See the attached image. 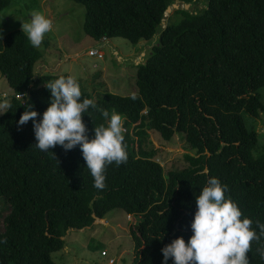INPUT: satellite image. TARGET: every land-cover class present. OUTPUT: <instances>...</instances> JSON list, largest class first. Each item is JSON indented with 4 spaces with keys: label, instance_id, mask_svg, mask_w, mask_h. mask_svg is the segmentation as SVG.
I'll use <instances>...</instances> for the list:
<instances>
[{
    "label": "trees",
    "instance_id": "obj_1",
    "mask_svg": "<svg viewBox=\"0 0 264 264\" xmlns=\"http://www.w3.org/2000/svg\"><path fill=\"white\" fill-rule=\"evenodd\" d=\"M14 1L0 0V10ZM75 1L85 7L83 29L96 41L123 37L137 44L156 38L137 64L135 101L133 93L90 94L80 86L82 98L122 115L128 160L107 167L106 187L99 190L79 145L68 151L60 145L47 152L37 149L33 121L19 126L20 116L31 104L42 119L51 100L45 83L70 74L36 75L42 52L22 29L0 36V73L14 90L11 107L0 115V202L9 205L1 221L0 264H57L52 254L66 246L68 235L92 229L119 209L141 216L130 226L132 264H164L161 249L193 235L196 195L212 176L229 186L226 196L259 232L264 153L253 154L260 133L246 119L249 123L264 111L259 93L264 87V0H206L197 12L185 11L183 3L167 16L176 0ZM178 10L183 18L171 22ZM20 93L26 97L19 98ZM90 112L93 118L87 112L82 118L91 139L95 124L107 121ZM148 129L167 141L184 134L194 152L185 153L188 165L165 173L155 158L158 151L144 146ZM204 169L207 176L201 174ZM259 246L254 241L247 253L250 264H264ZM167 264H174L173 258Z\"/></svg>",
    "mask_w": 264,
    "mask_h": 264
},
{
    "label": "rangeland",
    "instance_id": "obj_2",
    "mask_svg": "<svg viewBox=\"0 0 264 264\" xmlns=\"http://www.w3.org/2000/svg\"><path fill=\"white\" fill-rule=\"evenodd\" d=\"M176 2L181 8H184L183 3L187 4L185 11L197 12L203 9L207 1L176 0ZM33 10L45 14L53 22V31L46 34L38 48L42 52V57L35 63L36 75L70 74L90 94L94 91H110L119 95H130L138 90L137 64L151 52L150 49L156 41L155 36L152 40H141L137 44L123 37L96 41L85 33L83 29L85 7L75 0H15L7 9L0 10L2 36L16 28L22 29V20L28 21ZM168 14L166 13V16ZM181 18L183 13L178 10L169 20L177 22ZM90 49L100 50L103 54L102 59L96 55L90 56ZM259 93L264 102V87ZM12 94L13 89L0 73V104L8 102ZM2 113L0 112V115ZM248 120L249 123L246 119L247 126L260 133V145L253 150L255 157H258L264 153L262 150L264 111L260 113V117H250ZM148 132L144 146L158 151L155 158L162 164L165 173L172 169H183L188 165L185 153L194 152L190 150L184 134L176 133L167 141L156 130L148 129ZM8 211L9 205L1 201L0 231L2 218ZM138 219V216H127L119 209L108 215L105 222L95 225L92 229L68 235L66 246L55 251L52 254L53 259L57 264H132L134 253L129 225L131 220L137 222ZM92 245L95 249H92Z\"/></svg>",
    "mask_w": 264,
    "mask_h": 264
},
{
    "label": "clouds",
    "instance_id": "obj_3",
    "mask_svg": "<svg viewBox=\"0 0 264 264\" xmlns=\"http://www.w3.org/2000/svg\"><path fill=\"white\" fill-rule=\"evenodd\" d=\"M52 31L53 22L39 11L33 10L28 21L22 20V33L26 34L35 48H39L46 34ZM96 57L102 59L103 56ZM45 86L51 92V100L42 119L38 118L39 113L29 104L20 116L19 126L33 121L37 141L34 145L43 152L57 145L62 146L65 151L79 145L86 168L94 180L93 186L103 190L106 187L107 167L113 163L118 167L128 160L122 115L115 110L110 114L94 100L82 98L81 87L72 75L67 77L61 75L54 81L45 83ZM2 95L7 97L5 94ZM18 97L23 99L26 94L20 93ZM130 98L135 101L138 97L133 93ZM26 103L27 100H24L23 104ZM10 107L11 104L8 102L0 104V109ZM90 109L99 112L107 121L106 125L95 124V136L91 139L82 118L86 112L92 116ZM201 174L207 176L208 169H204ZM228 190L229 186L222 183L219 178L212 176L207 179L205 186L196 195L197 210L191 223L193 235L187 242L181 236L164 246L161 249L164 264H167L169 258H173L174 264H250L247 253L252 251L254 241L260 245L256 252L264 259V243H261V238L264 237V223L256 221L259 227L257 232L252 227V219L243 215L241 208L231 196H226ZM129 215L133 214H127ZM132 223L137 222L131 220L129 231ZM129 234L133 239L131 231ZM132 239L134 253L135 242Z\"/></svg>",
    "mask_w": 264,
    "mask_h": 264
},
{
    "label": "water",
    "instance_id": "obj_4",
    "mask_svg": "<svg viewBox=\"0 0 264 264\" xmlns=\"http://www.w3.org/2000/svg\"><path fill=\"white\" fill-rule=\"evenodd\" d=\"M181 6L177 3V2H174L172 5H169L167 7V10H166V13H169L173 11V9H178L180 8ZM187 8V6H185Z\"/></svg>",
    "mask_w": 264,
    "mask_h": 264
},
{
    "label": "built area",
    "instance_id": "obj_5",
    "mask_svg": "<svg viewBox=\"0 0 264 264\" xmlns=\"http://www.w3.org/2000/svg\"><path fill=\"white\" fill-rule=\"evenodd\" d=\"M90 55H97L99 57H102L103 56V54L100 53L98 50H91L90 51Z\"/></svg>",
    "mask_w": 264,
    "mask_h": 264
}]
</instances>
